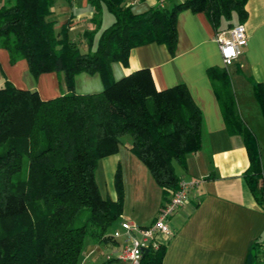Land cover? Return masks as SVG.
<instances>
[{
  "label": "trees",
  "instance_id": "1",
  "mask_svg": "<svg viewBox=\"0 0 264 264\" xmlns=\"http://www.w3.org/2000/svg\"><path fill=\"white\" fill-rule=\"evenodd\" d=\"M87 1L95 7L97 27L102 7L113 19L96 35L97 27L84 29L89 45L81 49L68 36L69 18L55 25L54 0H0V46L10 62L24 57L34 76L54 70L66 86L42 98L7 78L0 84V264H78L87 236L113 237L107 227L123 209L121 168L117 163L113 171L114 196L101 194L95 168L100 157L117 150L122 134H130L129 150L167 198L178 185L174 163L184 166L201 145V110L183 81L158 88L147 67L114 78L111 61L127 64L130 48L148 41L164 43L173 54L181 8L202 10L215 31L246 16V0H176L141 10L129 0ZM79 71H97L102 88L75 91ZM206 74L226 130L241 136L248 156L244 178L264 207L259 143L237 112L229 72L209 65ZM253 95L264 119L261 81L253 84ZM164 250V242L149 246L138 264H162ZM253 255L258 264V253Z\"/></svg>",
  "mask_w": 264,
  "mask_h": 264
},
{
  "label": "crops",
  "instance_id": "2",
  "mask_svg": "<svg viewBox=\"0 0 264 264\" xmlns=\"http://www.w3.org/2000/svg\"><path fill=\"white\" fill-rule=\"evenodd\" d=\"M160 0H129L135 10L160 3ZM169 3H172L171 1ZM164 0L161 4L169 5ZM100 23L93 19L95 7L87 0H54L53 16L60 24L69 18L70 28H78L79 37L84 29L97 27L95 35L110 19L102 14ZM245 25L247 39L241 53L229 64L222 62L215 29L202 10L181 8L176 14L177 43L173 54L162 42L148 41L130 48L127 64L111 61V71L118 78L137 67L149 68L156 87L162 88L183 81L202 114L201 145L185 157V165L174 163L179 178L192 180L187 199L168 217L173 230L165 243L162 264H252L255 244L264 241V207L249 189L244 171L248 156L241 136L230 133L219 108L217 97L206 74L209 65L225 66L230 75L236 109L255 134L261 162L264 166V119L253 95V84L264 85V0H246ZM108 11V10H107ZM7 78L16 86L36 89L40 97L47 98L66 90L63 78L54 70L34 76L24 57L10 62L8 50L0 46V84ZM97 71H79L73 77V89L91 92L102 88ZM262 117V119L260 118ZM261 119V120H260ZM130 140L121 152L124 177H129L137 190L141 184L153 187V193L132 198L127 206V196L120 219L149 223L163 201L161 187L154 181L147 167L129 150ZM115 152L106 154L114 155ZM100 159H103L100 157ZM154 183V184H153ZM121 237H109L84 242L78 264H130L119 257Z\"/></svg>",
  "mask_w": 264,
  "mask_h": 264
},
{
  "label": "built area",
  "instance_id": "3",
  "mask_svg": "<svg viewBox=\"0 0 264 264\" xmlns=\"http://www.w3.org/2000/svg\"><path fill=\"white\" fill-rule=\"evenodd\" d=\"M160 3L162 0L159 1ZM214 39L217 42L223 64L231 63L242 51L246 43L245 25L238 21L233 25L216 30ZM194 184L192 180L179 178L178 185L164 199L152 220L140 224L130 219H120L113 227L111 235L122 238V249L119 257L127 258L130 264H138L143 248L156 247L161 238H168L173 230L167 223L168 217L187 199L188 189ZM258 264H264V241L259 242Z\"/></svg>",
  "mask_w": 264,
  "mask_h": 264
},
{
  "label": "rangeland",
  "instance_id": "4",
  "mask_svg": "<svg viewBox=\"0 0 264 264\" xmlns=\"http://www.w3.org/2000/svg\"><path fill=\"white\" fill-rule=\"evenodd\" d=\"M166 3H169L170 1H176V0H164ZM170 4V3H169ZM102 14L105 16L106 14H108L107 16L110 17V19L112 18V13L107 11L106 8H103L102 10ZM106 17H103V25H106L108 22H106ZM62 23V22H61ZM60 23V24H61ZM58 24V25H60ZM56 24V26H58ZM68 36L70 39L75 40L77 42V44L79 45V47L81 49H86L88 47V43L86 40H84V38H81V36L79 37V31L78 28H70V23H69V28L67 30ZM95 35L93 36V42L95 40ZM262 119V117H260ZM260 119V120H261ZM255 131H257L258 138H260V141H262L264 139V136L261 135L260 133V128L258 129L256 126H254ZM130 140V134L129 133H125L122 134L121 136V142L119 143L118 147L120 148V150L122 148H125V144ZM120 150L117 148V150L115 151L114 155H108L105 157H101L103 159L98 160L96 168H95V179L98 185V188L101 192L102 195H109V196H114L115 195V189L113 186V171L115 169L116 164L118 163L120 165L121 168V172H122V166H121V152ZM122 176V180H123V187H124V198L125 196H127V206L128 208H131L132 206V198L135 196L137 199H139V195L141 196H145L146 194H151V192L153 191V187L151 186V189L149 186L145 185V182L141 184V189L137 190L135 187V184L132 180H130L129 177H124L123 178V174H121ZM154 184V183H153ZM153 193V192H152ZM124 203V202H123ZM124 206V204H123ZM116 221V220H115ZM115 221L112 222L108 227H107V231H111L113 229V227L115 226ZM90 239H94L93 237L87 236L84 239V242L86 243L87 240Z\"/></svg>",
  "mask_w": 264,
  "mask_h": 264
},
{
  "label": "water",
  "instance_id": "5",
  "mask_svg": "<svg viewBox=\"0 0 264 264\" xmlns=\"http://www.w3.org/2000/svg\"><path fill=\"white\" fill-rule=\"evenodd\" d=\"M146 249H147V248H146V247H144V248H143V251H145Z\"/></svg>",
  "mask_w": 264,
  "mask_h": 264
}]
</instances>
